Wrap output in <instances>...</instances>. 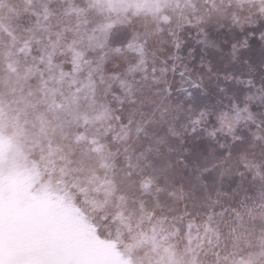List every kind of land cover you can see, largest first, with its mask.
I'll return each instance as SVG.
<instances>
[{
    "label": "trees",
    "instance_id": "16d2710c",
    "mask_svg": "<svg viewBox=\"0 0 264 264\" xmlns=\"http://www.w3.org/2000/svg\"><path fill=\"white\" fill-rule=\"evenodd\" d=\"M218 1L220 0H216L217 4ZM169 4L172 8L168 7ZM202 4L204 0H99V3H95V0H0V110H2L0 114V250L22 248L36 241H45L48 244V247L45 244V250L52 253L57 264L58 262L59 264H125L129 259L131 264H216L215 252L221 251L223 255L222 248L225 244L229 245L230 251L232 250L230 241L226 239L228 229L220 222L231 223L234 219V214L229 212L223 217L216 215V223H208V215L213 211L209 205L214 200H219L216 195L217 186L219 191L229 195L221 197V204L214 206L215 213H220L224 208L238 207L239 202L243 200L257 214L256 221H261L262 217L259 213L262 210L259 205L262 203L261 192H264V184L259 177L252 180L257 170L264 174V155H261L259 146L255 149L240 145L233 146L234 158L238 159L241 151L246 150L248 155L245 159L253 164H259L258 169L245 172L247 179L242 181L238 175L227 173L221 179L216 176L220 170L217 168L205 174L206 188L195 180V176L199 173L192 167L186 169L183 165L177 164L178 152H173L171 163L175 162L179 170L185 173L183 180L178 181L180 186L183 185L184 189L190 191V182L197 185L192 200L196 206L182 208L181 211L175 212L164 202L163 195L155 191L154 195L150 196L146 208H154L159 201L165 205L159 203L163 208L161 221L147 220L149 225H145L143 221L134 220L136 213H144L147 210H133L134 204H130L127 196L123 202L118 200L116 194L110 196V206L113 211L106 210L104 214L112 219L97 215L98 207L93 200L83 199L88 195V191H96L97 182H90L93 172L102 177L103 172L96 171V167L101 163L100 160L98 162V158L85 161L84 174L79 172L62 174L58 169H53L51 165H46L41 160L40 148L46 145L41 128L44 127V131L50 132L46 126L47 122L64 118L63 113L53 112L48 107L53 95L50 89L67 92L70 88L67 79L58 80L59 72L47 71V56L53 53V48L58 41L60 47H57L53 53L52 62L54 65L62 63L64 69L68 70L71 65L62 55L61 48L65 43L70 42V38L78 27L91 29L99 23L107 22L109 18H123L135 12L138 19L136 30L143 32L144 22L152 21L153 17L168 15L175 26V22L181 20L180 17H176V11L180 13L184 8H199ZM232 4L234 7L230 5V9L235 8L237 12L236 0H233ZM248 7L249 5L245 2L239 9L245 11ZM210 25L222 29L220 22L214 21ZM161 26L168 27L163 24V21ZM186 26L184 21L183 28L185 29ZM244 26L248 29L249 36L253 27ZM183 28L178 27L176 31L179 33ZM239 28L240 25L237 24L228 32L233 43L234 39L239 38L235 32ZM121 29L123 28H118L117 32ZM152 29L155 31L154 24ZM225 32L222 30V37ZM96 35L99 33L97 32ZM156 35L166 38V34L162 32L155 33L152 37ZM140 43L143 44L142 40ZM144 55L145 64L142 66L144 71L134 73L129 79L138 83L147 76L149 81L154 83L152 78L157 75L163 85L175 87L166 77L170 73L169 69L167 68L168 73L164 75L162 68H159L158 64L163 59H160L154 50L146 47ZM139 56L140 53L136 51H128L125 57L116 63L127 68L137 63ZM41 57L45 58L44 63L40 62ZM223 65L225 67V63ZM236 66L239 67V64ZM106 67L108 70H114L115 65L109 63ZM255 67L261 69L259 73L256 70L254 72L253 67H246L242 72H239L238 68L228 74L233 77L230 82L226 81L223 75L222 80L227 82L228 87L235 85L237 88V81H246L247 79L242 80V78L252 73L258 88L264 83L262 76L264 65L258 64ZM153 68L156 69V73H153ZM224 70L226 71L223 68L222 74ZM41 71L44 72L46 80L49 75L54 76L53 79L48 80L47 87L42 83ZM86 76L87 73H82L81 79H86ZM240 83L242 84L238 94L240 99L232 97L233 99L229 100L226 98L227 93H219L222 97H217L216 103L219 109L222 106V112L230 111L233 102L243 104L245 96L250 91H255V89H249L245 83ZM172 103L177 105L175 101ZM256 108L258 105L253 108V111ZM80 110H88L86 102L81 104ZM217 112L221 113L219 110ZM242 115L245 114L242 113ZM136 119L139 117L137 116ZM42 121L45 122L44 125ZM20 126H23V131ZM216 127H218L217 117L215 120H208L207 130L200 132L197 137H184L186 143L183 147L191 150V154L187 156L190 166H194L195 159L196 164L203 169V164L211 153L215 155V158L221 155L218 142L230 143V138L223 133H218L215 139L209 135V138H206L205 134L207 135ZM243 134L246 136L247 131L245 130ZM130 136H133V133H130ZM38 140L39 143H37ZM153 147L159 151H154L150 162L142 165L144 171L141 177L145 176L144 179H152L150 169L154 168L156 163L161 168L167 166L166 162H162V157L168 155L169 147L180 150V145L170 135L166 142ZM127 163L123 159L120 160L121 166ZM159 176L164 177L163 174ZM203 191H205L204 195ZM203 197H205L206 205L199 208L198 198ZM82 202H86V206L81 205ZM104 205L107 204L99 207ZM88 208L91 210H87ZM119 209L123 210V218L116 215ZM185 211L190 215H184ZM157 213H160V209H157ZM190 224L191 227H189ZM206 225L213 231L206 232ZM217 230L222 233L219 241ZM262 237L264 233L256 228L254 242ZM99 241H104L110 246L114 254L100 253ZM118 243L124 246L123 249L119 248ZM88 248H91L93 252L87 254ZM242 255L246 256L247 253ZM240 258V255L236 256L237 260Z\"/></svg>",
    "mask_w": 264,
    "mask_h": 264
},
{
    "label": "snow or ice",
    "instance_id": "6c2138e0",
    "mask_svg": "<svg viewBox=\"0 0 264 264\" xmlns=\"http://www.w3.org/2000/svg\"><path fill=\"white\" fill-rule=\"evenodd\" d=\"M245 2L249 7L243 14L238 15L229 7L233 0H227V2L220 0L219 4L216 0H204V4L199 8L193 7L191 19L187 15L182 18L197 29V36L200 37L196 41L197 44L207 43L209 34L206 27L210 22L219 23L229 19L233 24H239L242 30L245 24L258 28L259 38L264 41V0H236V3L241 5ZM95 3H99V0H95ZM161 21L168 27H162ZM137 23V14L134 12L123 18H109L107 22L99 23L91 29L76 28L70 42L65 43L61 48L62 55L71 65L68 70L64 69L62 63L54 65L52 62L53 53L57 47H60L59 41L54 46L53 53L48 54L47 71L49 73L59 72L58 80L67 79L70 88L67 92L50 89L53 95L48 107L53 112L63 113L64 118L58 121H48L46 126L50 132L44 131V127L41 128L46 140V145L40 148L41 160L46 165H51L53 169H58L62 174L67 172L84 174L85 161L98 158L101 161L100 167L107 171L102 177L93 172L90 182H97L96 191H103L107 196L116 194L118 200L122 202L125 201L126 196L135 200L140 196L137 187L147 192L153 184L152 179H140L144 171L142 165L150 162L154 151H159L153 146L166 142L170 135L178 142L180 150L169 147L168 155L162 157V162H166L167 168L172 167L171 154L178 152L177 164L183 165L186 169L192 167L195 172L199 173L195 176V180L205 188L207 187L204 183L205 174L217 168L220 169L221 179L226 173L238 175L242 181L247 179L245 172L258 169L259 164H253L245 159L248 155L246 150L241 151L238 159L234 158L232 149L236 145L251 149L259 146L261 155H264V118H262L264 113L258 114L253 111L257 104L264 107V83L257 88L255 80L251 77L246 81H237L245 83L249 89H255V91H250L245 96L243 104L233 102L230 111L219 113L217 115L218 127L208 132L213 139L218 133H223L230 138V143L218 142L221 155L219 158H214L213 164L203 169H200L198 165L190 166L187 156L191 154V150L183 147L186 143L184 137H197L200 132L206 131L207 121L210 119L207 109L199 111L193 109L194 95L197 91H203L204 79L203 77L193 78L186 65L178 67L173 63V75H179L181 78L180 85L175 90L170 86L164 87L157 75L152 78L154 83L150 82L147 76H144L142 82L138 83L130 80L129 77L134 73L144 71L142 66L145 64V45L140 41L147 42L148 37L155 33L162 32L169 35L177 51L171 60L182 61L183 59L178 54L182 51L183 41L176 31V28L183 27L182 24L175 22L173 26L174 22L170 16L161 15L153 17L152 21H145L144 31L140 32L136 30ZM153 24L155 31L152 29ZM118 28L125 29V32L118 33ZM129 30H131L130 35ZM97 32L99 35H96ZM249 35H255V32ZM232 47L235 52L236 45L233 44ZM241 47H247V40ZM128 51H136L140 53V56L137 63L124 68L122 64L116 62L125 57ZM40 62L44 63L45 58L41 57ZM109 63L115 65L114 70L107 69L106 66ZM201 67L205 66L202 64ZM207 70L211 72L210 66ZM161 71L163 72L164 69ZM82 73H87L86 79H81ZM153 73H156L155 68H153ZM40 74L42 83L47 87L48 80L53 79L54 76L49 75L46 80L44 72L41 71ZM224 79L230 82L233 77L225 76ZM185 80L187 87L183 86ZM218 90L220 93L226 92L224 86H220ZM174 91H179L183 95L180 104L174 105L171 101ZM83 102L87 103V111L80 110ZM146 107L150 109L147 112L144 111ZM185 113H187L186 123L177 131L175 123ZM137 116L139 119H136ZM41 123L45 124L43 121ZM20 127L23 131V126ZM245 130L247 131L246 136L243 134ZM130 133L134 135L130 136ZM121 159L128 163L121 166L119 163ZM257 177L264 184V174L257 170L252 180L254 181ZM196 188L197 185L190 182V195H195ZM179 190L180 199H184L183 185ZM175 194V191L170 192V195ZM216 195L225 197L229 194L217 190ZM261 198L262 203L259 207L262 211L259 215L262 219L260 222L256 221L257 214L243 200L239 202L238 207L224 208L218 214L215 213L214 206L221 204V201L214 200L209 205L213 209L208 215L209 224L216 223V215L223 217L229 212L234 214L231 223L220 222L228 229L226 239L230 241L232 250L230 251L229 245L225 244L222 248L223 255L221 251L215 252L216 264H264V237L254 242L256 228L264 233V192H261ZM143 207L141 203V208ZM157 209H160V213H157ZM162 212V206L157 203L154 208L144 212L143 218L149 222H160ZM116 215L123 218V210L119 209ZM184 215L187 216L190 213L185 211ZM205 231L209 232L213 229L206 225ZM216 234L219 241L222 233L217 230ZM245 252L247 255H242ZM237 255L241 256L239 260L236 259ZM125 264H131V260L126 261Z\"/></svg>",
    "mask_w": 264,
    "mask_h": 264
},
{
    "label": "rangeland",
    "instance_id": "374dc122",
    "mask_svg": "<svg viewBox=\"0 0 264 264\" xmlns=\"http://www.w3.org/2000/svg\"><path fill=\"white\" fill-rule=\"evenodd\" d=\"M220 1H218L219 4ZM238 5L237 14L241 15L244 13L243 10H240L239 7L241 4ZM243 5V4H242ZM232 7L233 4L231 5ZM168 7L172 8V5L169 4ZM192 8H184L182 12L179 13V11L175 12L176 17H180L181 20L178 22L184 26L183 16L187 15L190 19L193 16ZM236 11V9L234 8ZM191 12V13H190ZM190 13V14H189ZM214 21L210 22L207 27L206 31L208 32V41L207 43H201L197 44L196 41L200 37L197 36V29L193 27L192 24H189L186 22L187 26L186 28L182 29V31L179 32L180 38L183 41L182 45V51L178 53L180 56H182V61L177 60L173 61L171 60V57L173 55L177 54V51L174 47V45L171 43L169 35L166 34V38H161L160 35H156L155 37L149 36L147 42L142 40L143 44L146 48H150L152 51L154 50L157 53V56L160 57V63L159 68L164 69L163 74L166 75L167 68L169 69L170 73L167 75V79L170 83H173L175 89L178 88L180 85L181 78L179 75H173L172 72V64L175 63L178 67L186 65L188 70L191 72V76L195 79H199L200 77H203L204 79V88L203 91H197L194 95V104L193 109L196 111L207 109L210 114L209 120H215L217 117L218 110L222 112V106L219 109V105L216 103V98L221 96L219 95V87L225 86L226 91V98L230 100L232 97H238L240 99V89L239 87L242 85L241 83H236L237 88L235 85H232L231 87L227 86V82L225 80H222V75L228 76V74L233 73L235 69H240L239 72L244 71V68L246 67H253L252 70L259 71L261 69L255 67L258 64L264 65V41H261L259 38V29L253 27L252 32H255V35H249L248 36V29H246L245 26H243V30L241 29V26L238 31H235L236 34L239 36V38L235 40L233 43L231 36L228 34V32L231 30V28H234L237 24H233L231 20H222L220 21L222 25V29H219L217 27H213L212 24ZM194 23V21H193ZM246 25V24H245ZM188 27V28H187ZM181 29V27H179ZM222 30L226 31L223 34L222 37ZM251 30V29H250ZM125 32V29H121L118 31V33ZM129 34V33H128ZM247 40V47H241V45L244 43V41ZM233 44L236 45L235 52H233ZM230 52V53H228ZM166 59V60H164ZM164 63H162V62ZM255 61H259L255 62ZM170 62V63H169ZM169 63V64H168ZM225 63V67L224 64ZM204 65L205 67H201V65ZM239 64V67L236 65ZM251 64L253 66H251ZM227 65L229 67H227ZM210 66L211 72L207 70V68ZM225 68L224 74H222V69ZM249 68V69H251ZM161 69V70H162ZM161 72V71H160ZM255 72V71H254ZM160 74V73H159ZM252 73L247 74V77L242 78V80L253 78ZM262 76L264 77V70H262ZM241 79V77H240ZM241 81V80H240ZM166 87V85H163ZM184 87H187L188 84L185 80ZM222 97V96H221ZM233 99V98H232ZM183 100V95L179 91H174L173 95L171 97V101H175L177 104H180V102ZM258 108L255 109V112L260 114L264 112V107H261L259 104ZM149 108H145L144 111H149ZM186 116L182 115L181 119L176 121L175 127L176 130L179 131L181 129V126L186 123ZM134 135V133H133ZM206 138H209L208 134L206 135ZM220 155H218V158ZM215 155L211 153L205 164H203L204 167H207L214 162ZM99 162V159H98ZM111 162V161H109ZM196 160L194 159V166H197ZM120 163V162H119ZM172 167L169 169L167 166L161 168L159 164H155L153 166L154 168L150 169V173L152 174V188L145 192L142 188L137 187V190L140 193V196L133 200L132 198H129L130 204L132 205L133 210L138 211H148L150 208H146L148 206V200L151 195H154V192L157 191V189H160V193L163 195V200L166 204L169 205L170 208L175 210V212L181 211L182 208H192L196 205H194L193 196L190 195V191L187 189H184V199H180L181 192H180V181L183 180L185 173L181 172L179 168L175 165V162L172 161ZM167 165V164H166ZM200 166V165H198ZM200 168V167H199ZM164 169V170H161ZM104 175V173L107 171V169H101L100 165L96 167V171H98ZM220 172V170H219ZM159 174H163L164 177L159 176ZM228 174V173H227ZM215 176V174H214ZM216 176L220 177L219 173L217 172ZM145 176L141 177L140 179H144ZM159 179V181L157 180ZM156 180V182H155ZM179 181V182H178ZM161 182V183H160ZM219 189V187H216V191ZM175 191V195H170V192ZM222 192V191H221ZM124 194V193H120ZM205 194V191H203V195ZM93 195V196H92ZM113 196V195H112ZM203 198H198L199 201L198 205L200 207H204L206 205V200ZM85 201L93 200V202L96 204V207H98L97 215H102L100 217H108V215L104 214L106 210L109 212H112L113 209H111L110 206V196H107L103 191L97 192V191H88V195L83 198ZM218 199V198H217ZM219 200H221V197H219ZM105 202V203H103ZM196 202V204H197ZM141 203H143L144 207L141 208ZM160 204L165 205V203H162L159 201ZM86 202H82L81 205L86 206ZM104 205L103 207H99ZM107 206V207H106ZM87 210H91L88 208ZM144 213H136V216L134 217L135 221H143L145 225H149L147 223V219L143 218ZM112 219V218H109ZM123 241V240H122ZM154 243V242H153ZM45 244L46 247H48V244L45 243V241H36L33 244L25 247H18V248H5L0 250V264H57L55 262V257L53 258L52 253L45 250ZM155 244V243H154ZM119 248L123 249L124 247L122 244H117ZM98 249L100 253L106 254V255H113L114 251L113 249L104 243V241H99ZM93 252L91 248H88L86 250V253ZM93 254V253H92ZM93 256V255H92ZM59 264V262H58Z\"/></svg>",
    "mask_w": 264,
    "mask_h": 264
}]
</instances>
